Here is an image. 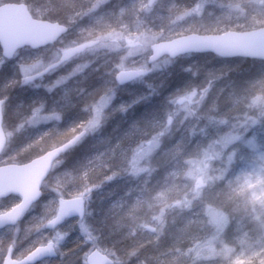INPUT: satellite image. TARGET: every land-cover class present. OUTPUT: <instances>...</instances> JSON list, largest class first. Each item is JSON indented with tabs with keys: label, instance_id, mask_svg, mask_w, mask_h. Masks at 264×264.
Instances as JSON below:
<instances>
[{
	"label": "clouds",
	"instance_id": "clouds-1",
	"mask_svg": "<svg viewBox=\"0 0 264 264\" xmlns=\"http://www.w3.org/2000/svg\"><path fill=\"white\" fill-rule=\"evenodd\" d=\"M109 4L29 0L47 34L0 48V68L14 67L0 76V157L46 164L30 194L0 188V264H48L45 255L55 264H238L240 239L222 234L206 208L228 227L244 219L230 173L238 144H264V52L238 78L189 66L185 83L168 89L162 77L198 51L171 46L182 37L264 36V0ZM133 85L147 91L133 95ZM16 88L41 95L14 98ZM115 181L122 191L109 187ZM245 264H264V250Z\"/></svg>",
	"mask_w": 264,
	"mask_h": 264
},
{
	"label": "trees",
	"instance_id": "trees-1",
	"mask_svg": "<svg viewBox=\"0 0 264 264\" xmlns=\"http://www.w3.org/2000/svg\"><path fill=\"white\" fill-rule=\"evenodd\" d=\"M2 2H23L28 6L29 0H0V3ZM173 0H162L160 4H167L172 3ZM175 2L179 3H185V0H175ZM135 4V3H134ZM133 4V5H134ZM121 6L120 1L117 0H110L109 7L111 8H119ZM128 7H131L129 5H126ZM132 19H136L135 16L132 17ZM209 33H217V32H209ZM180 57L176 60V62L165 72L163 73V77L166 79V84L168 86V89L175 88L177 86L183 85L185 81L189 78L190 73L185 71L186 68L189 66L192 67L193 70L200 68V69H213L218 71L219 73H228L231 77H240L244 74L245 69H253L259 67L260 61L259 60H249V59H241V58H231V59H220L216 56H213L211 54H195L191 55V58H201L206 60L207 62H191L188 63L186 60L182 63L180 62ZM191 59V60H192ZM231 70V71H230ZM9 72H6L5 69L2 67L0 68V76H8L11 75ZM137 93H142L147 91L146 86L144 85H138ZM22 89L16 88L13 92L14 98H24L22 94ZM129 98V97H128ZM127 96H124V99H128ZM158 98L153 97L148 101H143L137 106H135V113L139 114L146 108L152 107ZM24 100H28V98H25ZM264 135V133H262ZM257 137V136H249V138ZM257 143L260 145V150H254L248 145V146H242L238 144L237 146V152L235 154L234 160L235 163L233 167L231 168V176H232V190L237 194L241 199L239 201V207L244 213V219L241 221L245 222L246 225L244 227V230L246 231L245 235V241L247 243V247H245V252L240 257V260H243V262H238V264H245V259L247 255L250 254H257L258 250L262 249V244H264V240L261 238V236L258 233H255L251 230L252 225V219L255 215L258 214H264V179L262 182L260 180H257V178L254 176L253 179L249 182H246L245 180V174L246 173H255V170H257L258 166L260 165V160L264 159V156L262 155V152H264V144H261V142L257 138ZM86 151V147H82L80 149H77L75 152H73L69 157V162H71L73 159L78 158ZM121 181H115L112 184L109 185V187L114 188L117 192L122 191L121 188ZM225 195H232V192L225 193ZM104 198V193H101L99 196V199ZM95 207L99 210V204L95 205ZM206 212L208 216L213 220L216 216V214L222 215L220 210L216 207H214L212 204H208L206 208ZM217 225L221 226L222 234L223 230H227V233L230 234L233 230H235V227L238 225L233 224L232 226L228 227L225 225V218L223 216V222L215 221ZM263 242V243H262ZM262 243V244H261ZM58 258L52 260H44L48 261V264H55L56 260Z\"/></svg>",
	"mask_w": 264,
	"mask_h": 264
},
{
	"label": "water",
	"instance_id": "water-1",
	"mask_svg": "<svg viewBox=\"0 0 264 264\" xmlns=\"http://www.w3.org/2000/svg\"><path fill=\"white\" fill-rule=\"evenodd\" d=\"M47 31V26L42 21L31 16L25 3L0 4V48L5 44L10 47L15 46L24 39L39 41ZM171 46L198 49L192 53L211 54L221 59L237 57L259 60L255 57L256 54L264 52V36L254 32L238 31L193 33L174 41ZM45 167L46 164L42 159L0 165V188L18 189L25 195L30 194ZM47 258L54 257L45 255L40 257V260ZM28 259V257H21L19 260L11 256L4 257L5 264H25Z\"/></svg>",
	"mask_w": 264,
	"mask_h": 264
},
{
	"label": "rangeland",
	"instance_id": "rangeland-1",
	"mask_svg": "<svg viewBox=\"0 0 264 264\" xmlns=\"http://www.w3.org/2000/svg\"><path fill=\"white\" fill-rule=\"evenodd\" d=\"M117 1H120L121 5L123 4V5H129V6L133 5L134 3L136 5H138L140 3V0H117ZM161 1L162 0H157L158 5L161 3ZM143 2L147 3L148 0H143ZM188 2H189V0H185V3H188ZM183 59L186 60L190 64H191V62H195V63H199L200 61L203 63L207 62L206 60L201 59V58H193L192 59L191 55L185 56V58H181L180 62ZM183 62H185V61H182V63ZM3 68L5 69L6 72H9V74L12 73L14 70L12 61L6 62L3 65ZM138 87H139L138 85L130 86V89H131V92L133 95L136 94ZM20 89H22L21 91H22V94L24 97L23 99L28 98V100H30L34 96L41 95V93H35L30 89H23V88H20ZM125 96H127V98L129 97L128 95H125ZM49 103H51V101H49ZM240 145H242V146H248L249 145L252 149L254 148L255 150H260V145H258V143H257V137L248 138V140L244 144H240ZM262 155L264 156V152H262ZM23 157L25 159L27 158L26 155H21V156L16 157V158H8V159L0 157V164H4V163H8V162H17V159H23ZM260 162L261 163L258 166L257 170H255L256 174L252 173V172L245 174L246 182L251 181L255 175H256L255 177L257 178V180H260L262 182V180L264 179V159L260 160ZM7 202H8L7 199L0 200V207H3ZM214 220L222 223L223 222V216L216 214ZM261 220H264V214L261 213V214L255 215L254 218L252 219V225L250 228L255 233H258L261 236V238L264 240V232L258 230L259 222ZM245 225H246V223L242 222L240 225L235 227V230H233L230 234H228V237H227L229 240L233 239L234 237L240 239V241L242 243V253H241L240 257L245 252V247L248 246L247 245L248 242H246L245 238H244L246 235V231L244 230ZM3 231H1L0 234H2ZM262 250H264V244H262V249L258 250L257 254ZM240 257L238 259V262H243V260H240Z\"/></svg>",
	"mask_w": 264,
	"mask_h": 264
},
{
	"label": "flooded vegetation",
	"instance_id": "flooded-vegetation-1",
	"mask_svg": "<svg viewBox=\"0 0 264 264\" xmlns=\"http://www.w3.org/2000/svg\"><path fill=\"white\" fill-rule=\"evenodd\" d=\"M2 200V199H1Z\"/></svg>",
	"mask_w": 264,
	"mask_h": 264
}]
</instances>
